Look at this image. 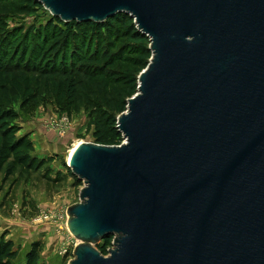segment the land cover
<instances>
[{"label":"water","instance_id":"water-1","mask_svg":"<svg viewBox=\"0 0 264 264\" xmlns=\"http://www.w3.org/2000/svg\"><path fill=\"white\" fill-rule=\"evenodd\" d=\"M37 1L65 22L128 13L153 52L126 142L67 162L69 264H264V0Z\"/></svg>","mask_w":264,"mask_h":264},{"label":"trees","instance_id":"trees-1","mask_svg":"<svg viewBox=\"0 0 264 264\" xmlns=\"http://www.w3.org/2000/svg\"><path fill=\"white\" fill-rule=\"evenodd\" d=\"M57 18L76 26L62 31L57 25L47 24L32 38L30 32L23 33L19 29L0 30V175L6 167V179L18 168L26 172L39 171L48 164L50 167L53 161V158L37 157L30 135L20 134L21 126L14 123L19 113L7 101L9 96L33 97L39 77L60 75L61 79L53 84L46 81V86L53 89L70 112L78 110L81 88L87 90L88 96L91 93L93 97L89 100L97 115L94 136L108 145H117L118 138L123 135L116 125L115 93L127 89L136 79L135 73L146 65V47L126 44L117 51L114 49L123 25H127L124 34L130 31L128 36L145 35L128 13H118L100 23L65 22ZM32 72L39 76H33ZM5 237L3 234L0 238V264H19L16 260L20 249ZM111 237L103 239L105 244L100 247L103 254ZM42 250V242L32 243L25 264H45L41 262Z\"/></svg>","mask_w":264,"mask_h":264},{"label":"rangeland","instance_id":"rangeland-1","mask_svg":"<svg viewBox=\"0 0 264 264\" xmlns=\"http://www.w3.org/2000/svg\"><path fill=\"white\" fill-rule=\"evenodd\" d=\"M7 0L0 2V30L2 29H19L23 33L30 32L31 38L36 31L47 24L57 25L62 31H68L76 26L74 23L66 24L61 22L56 16L50 14L48 9L37 0ZM135 23V20H134ZM127 24H130L128 21ZM136 25V23H135ZM137 26V25H136ZM95 28L94 26H92ZM127 25H123L121 37L115 41L114 46L117 51L121 46L126 44H139L147 48V56H145L146 65L135 73V80L131 85L123 90L115 93V116L118 122L119 116L128 109V101L137 94L139 88L140 73L148 66L153 57L150 49L151 40L147 35L138 36L130 35L124 32ZM127 36L125 37V35ZM33 76H39L38 73L32 72ZM42 76V75H41ZM60 75L52 77H39L36 84L35 94L33 97H25L22 94L11 95L7 101L19 113V118L14 121L15 124L22 128L29 127L31 124H38L42 143L49 151L46 158H53V161L41 168L39 171H29L18 168L16 172L6 179V167L0 175V211L7 217L17 216L22 221L35 224L34 221L38 216L46 215L49 211H53L60 215L67 212L68 208L80 201V189L83 187V181L75 176L68 167L70 152L80 142H91L101 145H108L103 141H98L94 136L96 129L97 115L95 106L86 93L87 90L81 88V101L78 110L70 112L65 103L57 98V94L53 89L46 86V81L51 84L60 80ZM116 125L118 126V123ZM36 138V145L40 148V141ZM125 142L123 136L117 140V145ZM43 152V151H42ZM50 168V171H48ZM60 173V177L58 175ZM50 176V179L46 176ZM65 223L62 217L60 220L50 217L48 221L38 223L37 226L46 229L49 234V242L45 251L47 256H56L54 264H69L74 258V248L65 256L59 254V247L65 238L66 231L59 230V224ZM80 241L77 239V243ZM114 237L110 238V245L106 248L104 255L110 254L113 249ZM105 241L100 240L95 246L100 250L104 246ZM44 245V244H43ZM23 264L19 259V264Z\"/></svg>","mask_w":264,"mask_h":264},{"label":"crops","instance_id":"crops-1","mask_svg":"<svg viewBox=\"0 0 264 264\" xmlns=\"http://www.w3.org/2000/svg\"><path fill=\"white\" fill-rule=\"evenodd\" d=\"M37 125L38 124H31L29 127L25 128L21 126L20 134H29L35 144V155L44 158L49 151L45 150L46 147L42 143L43 139L39 138L41 137V133ZM35 137L39 138V145H42L40 148L36 145ZM1 204L2 202H0V205ZM3 234H6V239L13 240L15 248L20 249L16 263H19L20 259L23 264H25L26 254L30 250L32 243L40 241L44 244L43 248L45 246L46 249L50 238L45 228L42 229V227L37 226V224H30V222L22 221L17 216L11 217L7 215L6 217L0 211V238ZM55 258L56 256L54 254L52 256H47L45 251H42L41 262L45 264H54L56 262Z\"/></svg>","mask_w":264,"mask_h":264},{"label":"built area","instance_id":"built-area-1","mask_svg":"<svg viewBox=\"0 0 264 264\" xmlns=\"http://www.w3.org/2000/svg\"><path fill=\"white\" fill-rule=\"evenodd\" d=\"M125 139V138H124ZM125 142H126V139H125ZM124 143V142H123ZM121 145V144H119ZM52 217V218H55V219H58L60 220V217L63 218V220L65 221V223H63V221L61 222V224H59V230H58V227L56 226L57 228V231L61 232L62 230L66 231L65 233V238L63 240V242L61 243V246L59 247V254L61 256H65L69 253V251H71L73 248L75 249L76 245L78 244L77 243V238H75L69 231L68 229V226H67V222H68V213L67 212H64L60 215L56 214L55 212L53 211H49L48 214L46 215H41V216H38L34 223L35 224H40V223H43L45 221H48L49 218Z\"/></svg>","mask_w":264,"mask_h":264},{"label":"bare ground","instance_id":"bare-ground-1","mask_svg":"<svg viewBox=\"0 0 264 264\" xmlns=\"http://www.w3.org/2000/svg\"><path fill=\"white\" fill-rule=\"evenodd\" d=\"M80 143H81V142H80ZM80 143H78V144L74 147V149L70 152V156H69V160H68V162H70V159H71L73 153L75 152L76 148L79 146Z\"/></svg>","mask_w":264,"mask_h":264}]
</instances>
